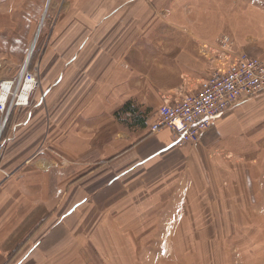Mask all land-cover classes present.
Returning <instances> with one entry per match:
<instances>
[{"label":"crops","instance_id":"obj_1","mask_svg":"<svg viewBox=\"0 0 264 264\" xmlns=\"http://www.w3.org/2000/svg\"><path fill=\"white\" fill-rule=\"evenodd\" d=\"M60 2L55 55L39 60L40 86L30 106L15 109L20 118H10L0 160V264H126L121 233L97 231L108 220L97 223L95 211L136 213L157 201L170 208L181 198L167 218L173 225L192 209L193 178L215 163L230 167L233 199L245 193L246 207L264 215V161L259 175L245 165L236 172L237 163L259 161L236 146L248 145L237 138L240 125L264 120V106L244 101L184 146L174 144L168 128L150 132L160 106L226 69L240 52L264 60V0ZM146 64L167 65L162 76L171 84L153 82L158 74L144 72ZM43 73L53 77L48 84ZM250 144L254 151L264 146V130ZM191 163L199 168L191 171ZM236 174L241 187L234 186ZM206 193L200 189L193 203L204 210L201 218L223 207ZM84 225L91 229L79 233Z\"/></svg>","mask_w":264,"mask_h":264},{"label":"rangeland","instance_id":"obj_2","mask_svg":"<svg viewBox=\"0 0 264 264\" xmlns=\"http://www.w3.org/2000/svg\"><path fill=\"white\" fill-rule=\"evenodd\" d=\"M61 8L65 7L60 0H0V81L19 76L25 66L30 71H36L40 78L39 60L55 55L54 32L58 22L57 14ZM32 49L33 52L30 54ZM59 55L65 57L64 52ZM166 67L168 66L162 64L158 66L146 64L144 72L158 74L159 80L153 82L159 85L171 84L162 76L169 73L165 71ZM43 79L48 84L53 77L46 73ZM246 103L262 109L264 97L254 98ZM18 115L20 118L21 113L18 114L15 110L10 118L13 119ZM263 125V119H254L240 125V137L237 138L243 139L245 141L243 143L248 142V145L239 141L240 144L236 148L248 154L249 158L259 156V161L237 163L236 166L239 168L237 174L245 165L254 175H259L262 168L260 166L264 161V146H257L260 149L254 151L256 146L250 144V140L254 135L263 136ZM235 145L233 143L232 147L234 148ZM206 165L208 168L209 163ZM195 166L199 168L195 163H191L190 170H195ZM212 166V169L208 168L206 175L193 178L192 193L189 198L192 209L190 207L185 210L184 218H181L180 222L170 225L167 218L177 212L178 201L181 198L170 208L161 207L164 201H157L158 203L153 202L152 207L143 208L141 212L136 213L134 208L125 210V207L98 209L95 211V221L97 222L99 218L103 222L106 220L108 222L103 226L100 223L96 224L97 231L99 228L106 230L110 228L121 233L118 235V242L112 243L117 242L123 247L126 264H264L262 211L258 210L254 213L246 207L248 202L243 192L239 193L238 202L233 199L234 194H230L227 187V184H231L227 175L229 166L216 163ZM237 174L233 177V183H236L234 186L241 187L243 183L238 180ZM176 178L177 176L168 178L171 183L169 185H173ZM200 189L204 193L207 192L205 194L207 200H214L215 203H222L223 206L218 205L216 209H209L207 218L200 217L203 216V209L193 208V203L200 200ZM229 190L233 191V187ZM119 216L127 217L126 224H118ZM87 228L91 229L90 226L84 225L79 233L86 232ZM170 232L173 234V239L166 240L165 235H169ZM108 243L106 245L111 242ZM102 259L105 260L104 257ZM112 260L111 263L114 264L115 260ZM108 261L106 258V263ZM98 263L102 264V260L100 259Z\"/></svg>","mask_w":264,"mask_h":264},{"label":"built area","instance_id":"obj_3","mask_svg":"<svg viewBox=\"0 0 264 264\" xmlns=\"http://www.w3.org/2000/svg\"><path fill=\"white\" fill-rule=\"evenodd\" d=\"M40 81L26 66L15 78L0 81V159L5 151L4 131L16 108L28 107ZM264 94V60L240 52L226 69L196 82L193 89L160 106L150 132L168 128L176 146L195 143L229 110Z\"/></svg>","mask_w":264,"mask_h":264},{"label":"trees","instance_id":"obj_4","mask_svg":"<svg viewBox=\"0 0 264 264\" xmlns=\"http://www.w3.org/2000/svg\"><path fill=\"white\" fill-rule=\"evenodd\" d=\"M9 124V123H8ZM8 130H9V125H7V127L5 128V131H4V138H7V135H8Z\"/></svg>","mask_w":264,"mask_h":264},{"label":"water","instance_id":"obj_5","mask_svg":"<svg viewBox=\"0 0 264 264\" xmlns=\"http://www.w3.org/2000/svg\"><path fill=\"white\" fill-rule=\"evenodd\" d=\"M33 49H34V48H33ZM33 49L31 50L30 54H32V52H33Z\"/></svg>","mask_w":264,"mask_h":264}]
</instances>
